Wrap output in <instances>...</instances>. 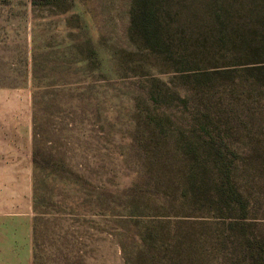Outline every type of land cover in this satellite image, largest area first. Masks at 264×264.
I'll return each instance as SVG.
<instances>
[{"label": "rangeland", "instance_id": "1", "mask_svg": "<svg viewBox=\"0 0 264 264\" xmlns=\"http://www.w3.org/2000/svg\"><path fill=\"white\" fill-rule=\"evenodd\" d=\"M33 94L40 264H264V0H0V250L34 264Z\"/></svg>", "mask_w": 264, "mask_h": 264}, {"label": "trees", "instance_id": "2", "mask_svg": "<svg viewBox=\"0 0 264 264\" xmlns=\"http://www.w3.org/2000/svg\"><path fill=\"white\" fill-rule=\"evenodd\" d=\"M36 2V0H34ZM36 94H33V210H34V224H33V241H34V264H40L39 248L41 241H43V232L48 229L47 216L52 213L49 211L52 198L46 196V190L49 183L50 174H54L53 169L50 168V161L54 157L52 154L43 152L38 145V115L36 107ZM44 161V164H43ZM60 178L64 176L59 175Z\"/></svg>", "mask_w": 264, "mask_h": 264}, {"label": "crops", "instance_id": "3", "mask_svg": "<svg viewBox=\"0 0 264 264\" xmlns=\"http://www.w3.org/2000/svg\"><path fill=\"white\" fill-rule=\"evenodd\" d=\"M34 211V210H33ZM34 219V216H33ZM0 244H5V246H0V248H7V242H0ZM15 252L8 250H0V264H33V259L31 257V250L27 253V257H19L14 255ZM23 259V262L20 260Z\"/></svg>", "mask_w": 264, "mask_h": 264}]
</instances>
